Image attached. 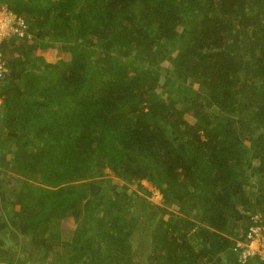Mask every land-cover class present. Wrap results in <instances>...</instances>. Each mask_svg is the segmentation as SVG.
Returning a JSON list of instances; mask_svg holds the SVG:
<instances>
[{"label": "trees", "instance_id": "16d2710c", "mask_svg": "<svg viewBox=\"0 0 264 264\" xmlns=\"http://www.w3.org/2000/svg\"><path fill=\"white\" fill-rule=\"evenodd\" d=\"M0 3L31 33L0 43L1 233L47 253L72 216L75 264H138L139 227L148 264H236L264 215V0Z\"/></svg>", "mask_w": 264, "mask_h": 264}, {"label": "built area", "instance_id": "2783aa9c", "mask_svg": "<svg viewBox=\"0 0 264 264\" xmlns=\"http://www.w3.org/2000/svg\"><path fill=\"white\" fill-rule=\"evenodd\" d=\"M24 20L9 10L5 3H0V43L5 39H23L31 37ZM7 71L5 60L0 51V82ZM2 97L0 96V104ZM244 233L234 238L232 250L236 264H246L251 259L264 263V215L254 209L249 212Z\"/></svg>", "mask_w": 264, "mask_h": 264}, {"label": "crops", "instance_id": "0c3cea01", "mask_svg": "<svg viewBox=\"0 0 264 264\" xmlns=\"http://www.w3.org/2000/svg\"><path fill=\"white\" fill-rule=\"evenodd\" d=\"M15 41V40H14ZM19 41H17L18 43ZM57 53V51H55ZM16 180L6 183L2 182L3 189L7 190V185L15 184ZM6 183V184H5ZM1 184V183H0ZM161 195V194H160ZM11 206L7 209L11 213ZM16 230H9L6 228L3 233L0 231V251L7 253L0 258V264H75L76 260L71 256L70 241H65L62 238L63 226L61 219H53L47 228L44 229V234H55L52 236L50 243L52 244L51 251L44 253L43 249L38 246L30 247L24 245V240L18 235L15 236L13 232ZM63 249V258L61 259L60 251ZM42 253V254H41ZM72 257V258H71ZM221 264V263H220ZM246 264H261L256 259L249 260Z\"/></svg>", "mask_w": 264, "mask_h": 264}, {"label": "rangeland", "instance_id": "374dc122", "mask_svg": "<svg viewBox=\"0 0 264 264\" xmlns=\"http://www.w3.org/2000/svg\"><path fill=\"white\" fill-rule=\"evenodd\" d=\"M17 41H20V39H15L14 42L17 43ZM36 50H37V54L43 55L47 60H53L54 61V60H57V58H64V59L69 58L67 53H61L59 55V52H58L55 44H53L47 48L42 47V49H36ZM55 51H57V53H55ZM170 54H171V52L169 50H166V49L159 53V57L162 58L161 63L163 65H168ZM186 116L190 118L189 115H186ZM1 162L4 163V165ZM6 165H8L6 160L1 159V157H0V166L4 167ZM2 167H1L0 171L2 170ZM104 172L106 173L105 177L114 178V175L110 170L105 169ZM140 184L144 188H146L149 192H151V194L148 195V199L155 204H159L161 201V195H160L158 189L153 184H151L150 182H148L146 180H141ZM127 187L131 190H138L139 194L141 193V191H139V189H138L137 183H131V184L127 185ZM133 213H135V212H133ZM61 223L63 226L62 238L65 241H70L72 234H73V231L75 230V228L78 227L79 222L77 220H75L72 216H67V217H64L61 219ZM140 229L141 228L139 227L134 233V236H133V239L131 242L132 243V251L134 253V259H135V261L138 262V264H148V261L146 260V256L148 254V248H149L148 240H147V238L144 239L141 237V234L139 231ZM44 253H45V251H44ZM59 254H61L60 260L62 261L63 249H61Z\"/></svg>", "mask_w": 264, "mask_h": 264}]
</instances>
